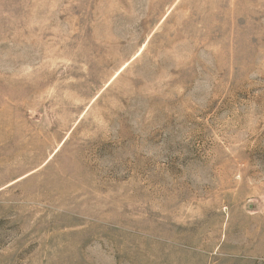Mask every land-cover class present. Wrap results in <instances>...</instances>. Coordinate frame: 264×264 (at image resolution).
Listing matches in <instances>:
<instances>
[{"label":"rangeland","instance_id":"1","mask_svg":"<svg viewBox=\"0 0 264 264\" xmlns=\"http://www.w3.org/2000/svg\"><path fill=\"white\" fill-rule=\"evenodd\" d=\"M0 264H264V0H0Z\"/></svg>","mask_w":264,"mask_h":264}]
</instances>
